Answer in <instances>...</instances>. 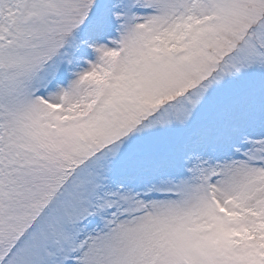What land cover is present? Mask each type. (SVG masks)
Listing matches in <instances>:
<instances>
[{"label": "snow or ice", "instance_id": "1", "mask_svg": "<svg viewBox=\"0 0 264 264\" xmlns=\"http://www.w3.org/2000/svg\"><path fill=\"white\" fill-rule=\"evenodd\" d=\"M0 264H264V0H0Z\"/></svg>", "mask_w": 264, "mask_h": 264}]
</instances>
